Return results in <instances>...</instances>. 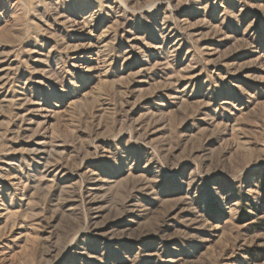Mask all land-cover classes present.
<instances>
[{
	"label": "rangeland",
	"instance_id": "374dc122",
	"mask_svg": "<svg viewBox=\"0 0 264 264\" xmlns=\"http://www.w3.org/2000/svg\"><path fill=\"white\" fill-rule=\"evenodd\" d=\"M0 264H264V0H0Z\"/></svg>",
	"mask_w": 264,
	"mask_h": 264
}]
</instances>
